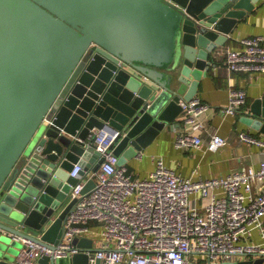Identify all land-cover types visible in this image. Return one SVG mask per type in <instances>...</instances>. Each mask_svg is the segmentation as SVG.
Listing matches in <instances>:
<instances>
[{
    "label": "water",
    "instance_id": "water-1",
    "mask_svg": "<svg viewBox=\"0 0 264 264\" xmlns=\"http://www.w3.org/2000/svg\"><path fill=\"white\" fill-rule=\"evenodd\" d=\"M258 1L0 0V264H20L24 240L62 242L74 187L104 161L97 130L120 131L114 153L125 166L180 127L181 100L196 97L216 51ZM241 121L264 134V99ZM95 186L91 178L83 192ZM73 245L78 253L63 264H91L94 240Z\"/></svg>",
    "mask_w": 264,
    "mask_h": 264
},
{
    "label": "built area",
    "instance_id": "built-area-1",
    "mask_svg": "<svg viewBox=\"0 0 264 264\" xmlns=\"http://www.w3.org/2000/svg\"><path fill=\"white\" fill-rule=\"evenodd\" d=\"M241 43L242 48L226 51L228 69L264 73V36L247 37ZM246 97L244 90L233 91L222 112L236 113L244 107ZM180 106L192 130L178 134L175 144L200 150L204 143L195 131L204 126L201 119L209 107L199 97L181 100ZM119 135L120 131L113 133L109 128L95 132L93 145L104 161L97 172L74 187L70 199L77 202L65 218L62 242L52 249L24 240L20 264H35L42 256L65 259L78 253L73 240L91 237L92 223H99L101 231L91 264L97 259L101 264H215L264 256V162L258 168L249 166L227 176L192 179L156 157L150 176L136 180L126 166L118 164L114 150ZM242 139L264 145L247 132ZM226 145V139L214 133L208 150ZM81 170L75 165L70 176H79ZM91 178L96 186L83 192ZM254 229L260 233V243L252 241Z\"/></svg>",
    "mask_w": 264,
    "mask_h": 264
},
{
    "label": "crops",
    "instance_id": "crops-1",
    "mask_svg": "<svg viewBox=\"0 0 264 264\" xmlns=\"http://www.w3.org/2000/svg\"><path fill=\"white\" fill-rule=\"evenodd\" d=\"M264 36V0L256 3V8L247 13V16L235 26L224 46L219 47L214 57V66H211L208 77H204L199 86L196 97H199L209 109L201 119V129L195 133L200 135L204 146L202 149H183L175 144L178 134L191 131L192 127L180 116V127L172 130H163L149 147L127 161L125 165L133 178L138 180L147 178L155 170L154 158L160 157L172 170L183 177L192 179H209L211 177L227 176L229 173L247 169L249 166L260 167L264 162V145L245 142L243 133L264 144V134L244 124L241 118L250 111L251 104L264 99V73L231 71L226 64L228 49L242 48V40L247 37ZM244 90L247 99L244 107L234 114L222 112L227 106L233 91ZM214 133L223 136L227 145L217 151H209L208 145ZM258 188V186H256ZM204 200L199 202L203 208ZM204 209H201L203 211ZM94 247L99 248V223H92ZM252 241L260 243V233L254 229ZM61 263L65 261L62 259ZM191 260L194 258L191 257ZM200 263H204L200 260Z\"/></svg>",
    "mask_w": 264,
    "mask_h": 264
}]
</instances>
